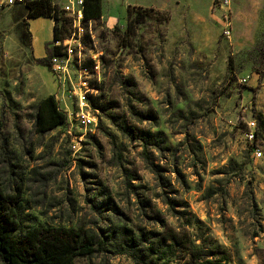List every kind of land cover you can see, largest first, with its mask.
<instances>
[{
  "label": "rangeland",
  "instance_id": "374dc122",
  "mask_svg": "<svg viewBox=\"0 0 264 264\" xmlns=\"http://www.w3.org/2000/svg\"><path fill=\"white\" fill-rule=\"evenodd\" d=\"M241 1L103 0L71 41L60 0L73 52L60 77L32 58L18 7L0 5V185L21 188L23 225L104 239L74 264H135L122 232L141 237L144 264H189L172 236L264 264V85L251 81L264 68V0ZM48 95L66 123L41 135L32 118Z\"/></svg>",
  "mask_w": 264,
  "mask_h": 264
},
{
  "label": "trees",
  "instance_id": "16d2710c",
  "mask_svg": "<svg viewBox=\"0 0 264 264\" xmlns=\"http://www.w3.org/2000/svg\"><path fill=\"white\" fill-rule=\"evenodd\" d=\"M23 6L27 18H52L53 42L59 40L58 12L53 11L49 0H27ZM100 17L101 0H83L84 20H97ZM50 44L46 45V56L34 60L36 64L47 67L48 70H50V57L60 54V48L49 47ZM260 54L264 58V50ZM263 72L264 68L256 71V74L261 77ZM32 120L35 133L43 135L64 125L66 114L59 108L55 97L48 95L35 105ZM120 131L123 132L122 129ZM127 133L134 136L131 131ZM21 202L20 187H17L16 192L9 193L0 185V264H74L75 257H90L95 252L104 250V239L81 227L23 225ZM122 233L124 248L122 247L120 254L130 250L131 255L136 259L135 264H144L142 250L139 248L141 237L135 238ZM170 240L175 245L180 244L186 248L189 264H230L225 249L196 247L188 241L177 243L173 236Z\"/></svg>",
  "mask_w": 264,
  "mask_h": 264
},
{
  "label": "built area",
  "instance_id": "2783aa9c",
  "mask_svg": "<svg viewBox=\"0 0 264 264\" xmlns=\"http://www.w3.org/2000/svg\"><path fill=\"white\" fill-rule=\"evenodd\" d=\"M27 0H4L2 3V6L5 7H13L16 5H23ZM50 5L53 9V11L58 12V6L60 4V0H49ZM221 5L229 8L230 6V0H221ZM59 11L64 14V16L71 21L73 32L71 34V41L72 40H78L81 35H83L84 29L81 26L84 18H83V0H65V2L60 6ZM224 34L228 36L229 31H225ZM68 41V42H71ZM72 43H61L60 40H56L52 43V47H59L60 50L62 49L61 46H63V52H60V54L52 55L50 57V71L54 76H62L64 72L66 71V67L68 64V61L73 56V52L71 49ZM82 74L85 75L87 73L86 69H82ZM92 91V89H89L87 87L85 81L82 83V89L79 88V95L77 98V109L82 113L85 109L88 108V101L86 97L87 92ZM248 132L245 134L248 140H254L255 138V122L252 120L247 123ZM255 157L258 158L261 156V153L257 150H255Z\"/></svg>",
  "mask_w": 264,
  "mask_h": 264
},
{
  "label": "crops",
  "instance_id": "0c3cea01",
  "mask_svg": "<svg viewBox=\"0 0 264 264\" xmlns=\"http://www.w3.org/2000/svg\"><path fill=\"white\" fill-rule=\"evenodd\" d=\"M3 1L4 0L0 1V5H2ZM102 1L103 0H101V4H102ZM241 3H242V6L243 5L249 6V4L245 0H242ZM13 7H18V13H19L18 19L20 20V24H23L25 31L27 33L28 47H29L30 53L31 55L32 53H35V56L32 55V58L40 59V58L45 57L46 56V45L51 43L49 45V47H51L53 43L54 20L50 17L27 18L26 9L24 8L23 5H16ZM233 8H235L234 12L241 11V8L239 7V5L236 7L234 6ZM242 11L244 13H247V12H250V9L248 11H245L243 7ZM259 79H260V83L264 85V72L261 77H259L258 74L254 73L251 78V81L258 83Z\"/></svg>",
  "mask_w": 264,
  "mask_h": 264
}]
</instances>
